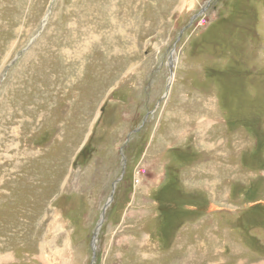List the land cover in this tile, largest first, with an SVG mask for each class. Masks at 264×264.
<instances>
[{"label":"rangeland","instance_id":"374dc122","mask_svg":"<svg viewBox=\"0 0 264 264\" xmlns=\"http://www.w3.org/2000/svg\"><path fill=\"white\" fill-rule=\"evenodd\" d=\"M1 104L0 264H264V0H0Z\"/></svg>","mask_w":264,"mask_h":264},{"label":"bare ground","instance_id":"6f19581e","mask_svg":"<svg viewBox=\"0 0 264 264\" xmlns=\"http://www.w3.org/2000/svg\"><path fill=\"white\" fill-rule=\"evenodd\" d=\"M22 75V72H18L17 73V76H21ZM5 95H7L8 96V93L6 94L5 93ZM7 103V102H6ZM8 111H9V107L6 105V104H1L0 105V126L2 127V129H5L6 130V126H5V117H6V115L7 114H9V118H7V119H9V121H8V123H10V122H16V123H14V124H12L11 126H13V125H16L17 124V120H15V118L17 117L18 118V121H19V117H21V116H23V114L22 113H13V112H10V113H8ZM32 115H34L35 117H36V113H34V112H32L31 113ZM2 130H1V128H0V132H1ZM6 133V131L5 132H3V133H1L2 135L3 134H5ZM5 140H6V138H5V136H3V137H0V142H4L5 143ZM2 145V144H1ZM15 163V162H14ZM18 163H19V165L17 164V166H18V170L20 171L21 169H22V167H21V164H20V162L18 161ZM13 164V163H12ZM16 166V165H15ZM12 167H13V165H12ZM24 169V168H23ZM10 170V169H9ZM13 170V169H12ZM14 171V170H13ZM7 172V171H6ZM11 172V171H10ZM22 172H24V171H22ZM25 173V172H24ZM35 173V172H34ZM27 174V173H26ZM22 175V174H21ZM3 176V175H2ZM28 176V175H27ZM27 176H25L26 178H28ZM11 177V176H10ZM18 177V176H17ZM1 178V177H0ZM23 179H25V178H23ZM1 180V179H0ZM12 180H13V178H12ZM4 181V180H3ZM30 181V184L31 185H33V181H31V180H29ZM17 182V181H16ZM27 182V181H26ZM11 183H13V182H11ZM22 183V182H21ZM36 183V182H35ZM23 184V183H22ZM25 185V184H24ZM6 186V185H5ZM8 187H10L11 188V186H8ZM5 189H7V188H5ZM6 196V195H5ZM4 196V198H7V197H5ZM8 196V195H7ZM15 196V195H14ZM9 197V196H8ZM10 200V199H9ZM111 200H113L112 198H111ZM12 202V201H11ZM15 202V201H14ZM8 203V202H7ZM7 203H5V204H7ZM3 205V204H2ZM7 208H8V206H7ZM10 208V207H9ZM31 208V207H30ZM4 209V208H3ZM16 209V208H15ZM22 210H24V209H22ZM107 210V209H106ZM4 212V211H3ZM10 212V211H9ZM16 212V211H15ZM31 212V211H30ZM106 212V211H105ZM7 213V212H6ZM17 213V212H16ZM4 214V213H3ZM15 214H13V216H14ZM13 216H11V217H13ZM27 216V215H26ZM6 217V216H5ZM15 217V216H14ZM23 217V216H22ZM28 217V216H27ZM14 219H16V217L14 218ZM18 221V220H17ZM15 222V221H14ZM23 222V221H22ZM24 223V222H23ZM19 224V223H18ZM17 224V225H18ZM15 225H16V223H15ZM14 225V226H15ZM16 225V226H17ZM24 225V224H23ZM7 226V225H6ZM15 226V227H16ZM10 227H11V225H10ZM19 227V226H18ZM10 230H13L14 231V227H13V229L12 228H10ZM23 233V232H22ZM6 236V235H5ZM26 236V235H25ZM9 237V236H8ZM97 238V237H96ZM21 239V238H20ZM19 240V239H18ZM46 254V253H45ZM42 259H44V257H42ZM45 261V260H44Z\"/></svg>","mask_w":264,"mask_h":264},{"label":"water","instance_id":"95a60500","mask_svg":"<svg viewBox=\"0 0 264 264\" xmlns=\"http://www.w3.org/2000/svg\"><path fill=\"white\" fill-rule=\"evenodd\" d=\"M111 202H109L107 205H106V207L104 208V212H103V214H102V217H101V221H100V223H99V226H98V228H97V232L95 233V236H94V245L92 246L93 247V249H94V251H95V249H96V237L98 236V231H100V228L102 227V225H103V223H104V218H105V211H106V209H107V207H108V205L110 204ZM96 258V252H94V259Z\"/></svg>","mask_w":264,"mask_h":264}]
</instances>
